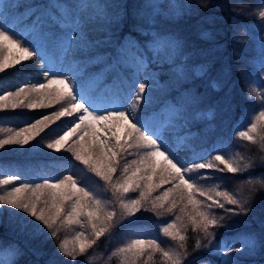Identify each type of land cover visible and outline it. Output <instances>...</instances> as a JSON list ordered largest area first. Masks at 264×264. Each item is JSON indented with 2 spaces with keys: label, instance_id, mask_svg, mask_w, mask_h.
Instances as JSON below:
<instances>
[{
  "label": "snow or ice",
  "instance_id": "snow-or-ice-1",
  "mask_svg": "<svg viewBox=\"0 0 264 264\" xmlns=\"http://www.w3.org/2000/svg\"><path fill=\"white\" fill-rule=\"evenodd\" d=\"M159 7L153 0H143L136 5L129 22L127 6L121 4L48 0L44 5L25 8L21 4L8 6L0 0V73L34 57H39L44 65V81L36 79L15 91H5L0 95V110L59 106V110L42 115L23 128L0 129L6 133L0 138V149L27 145L61 118H72L67 131L48 142L46 148L69 152L104 182L105 190H110L115 200L112 204L100 199L71 174L54 179L42 177V183H34L24 182L18 174L0 172V186L7 188L20 181L0 195V208L6 206L16 214L23 213L22 228L27 227L30 223L27 218L31 217L38 222L34 225L36 231L42 233L46 229L53 239L58 238L61 229L72 232L71 241L66 238L57 244L59 253L72 261L86 255L119 221L141 211H151L157 216L175 217L163 223L160 232L176 247L163 248L156 239H130L112 253L120 264H155L157 254L160 264H185L189 230L196 234L195 250L203 248L219 255V264H240L233 253L255 255L264 248V233L242 232L230 240L223 235L217 240V230L230 232L236 223L233 218L246 216L252 210V198L240 197L210 182L222 179L216 173H243L253 167L252 161L238 153L229 156L226 151L229 146L223 141L211 150H198L192 143L197 134L190 130L184 135L177 132L176 144L170 147L164 138L165 131L190 129L197 115L196 112L188 115L182 104L170 106L163 120L139 114L149 85L147 80L141 82L137 91L134 77L147 74L145 55L154 54L157 59L163 55L176 63L184 54L182 43L171 35L156 31L150 37L145 36L150 40L148 45L136 38V33L156 28ZM184 7L170 5V17L182 13ZM84 9L90 10L86 20L81 19ZM6 14L13 27L7 26ZM258 16L264 22V6ZM87 23L95 26L94 37L87 35ZM202 35L208 37L210 33ZM56 53L59 70H54ZM90 67L98 71L90 72ZM128 68L134 72L127 91H113L106 83L107 76L111 75L117 84L123 83L129 79L125 72ZM210 70L209 64L200 65L201 76H208ZM260 71L264 73V42ZM182 78L184 72L180 71L177 79ZM208 86L219 90L221 79L209 77ZM259 88L258 85L249 94L259 110L251 116L246 128L235 130V135L250 144L259 143L264 151V90ZM133 94L135 100L129 111L126 104ZM198 114L204 116L206 112ZM178 152L185 153L186 158L181 159ZM130 156L133 158L128 159ZM248 182L251 183V178ZM164 185L168 187L162 189ZM160 189L159 195H153ZM133 193L138 195L133 198ZM217 209L223 214L218 215ZM19 254V249H14V255Z\"/></svg>",
  "mask_w": 264,
  "mask_h": 264
},
{
  "label": "trees",
  "instance_id": "trees-1",
  "mask_svg": "<svg viewBox=\"0 0 264 264\" xmlns=\"http://www.w3.org/2000/svg\"><path fill=\"white\" fill-rule=\"evenodd\" d=\"M15 1L7 0V5H15ZM18 1L25 8L48 2V0ZM175 1L179 0H153L160 5L157 9L160 15L156 28L148 33L138 32L136 38L145 45L150 43L145 36L150 37L156 31L177 38L184 47V54L176 63L170 60L160 64L153 61L154 54L145 55L148 73L160 82L180 71L189 73L192 77L167 91L159 90L154 93L152 99L146 103L142 102L139 114L167 118L170 106L182 104L188 115H192L193 112L197 115L192 120L190 129L178 127L175 132L164 133V138L170 147L176 144L177 132L179 135H184L190 130L197 134L192 143L198 150H211L214 145L223 141L229 146L226 151H235L246 160H251L253 163L251 169L237 174L216 173L215 175L222 179L210 182L220 184L223 190L231 191L240 197L252 198V210L246 216L234 217L236 223L230 232L226 233L224 229L217 230V240L221 239L222 235L223 238L230 240L237 233L242 232L264 233V228H261V222H264V159H262L264 151L260 149L259 143L250 144L235 135V130L246 128L251 116L259 110L254 97L252 100L249 99L251 90L258 85L260 86L258 90H264V78L259 76L258 71L261 51H256V41L260 40L264 30V22L258 16L264 0H187L188 8H183L182 13L170 17L169 13L172 9L169 6ZM62 2L126 5L130 22L134 17L136 5L143 0H62ZM84 12L81 19L86 20L90 10L84 9ZM56 30L58 31L59 28L57 27ZM85 30L90 38L96 35V28L91 23L85 25ZM205 32L210 35L204 37L202 33ZM57 55L58 53L55 54V58ZM202 64L210 65L208 76L200 75ZM40 68V58L34 57L0 73V95L40 79L38 74ZM129 70L132 69L125 70L128 78H130ZM88 71L95 72L98 69L90 67ZM209 77L221 79L222 86L219 90L208 86ZM106 83L113 88V91L123 89L126 92L130 82L129 79H125L123 83L117 84L109 75ZM134 100L135 94L127 101L129 111L132 110L131 105ZM56 110H59L58 105H53L51 108L0 110V129L23 128L27 123L34 122L42 115H48ZM202 112H206V115L198 114ZM71 120L72 118L64 117L51 124L40 136L24 145L23 150L17 145L0 149V172L18 174L24 182L34 183H42V177L54 179L71 174L80 182H92L97 186L105 187L103 181L86 168L83 169L82 164L74 160L69 152L65 150L57 152L46 148L45 145L54 140L67 123L71 124ZM4 135L5 132H0V138ZM177 155L182 159L186 158L183 152H178ZM132 158L128 157V159ZM249 178L251 183L248 182ZM19 183L20 181L14 182V185H9L7 188L0 186V195L8 188L18 186ZM167 187L168 185H164L162 189ZM105 201L115 204L110 190L107 191ZM216 212L218 215L223 214L220 209ZM23 217V213L16 214L15 210L6 206L0 208V249L11 250L10 264H120V259L112 253L119 245L130 239H156L163 248L176 247L171 239L160 232L163 223L170 222L175 217L167 214L157 216L153 212L141 211L139 215L119 221L111 233L101 237L86 255L78 256L72 261L62 256L57 248L59 240L65 239L70 231L61 229L58 238L53 239L46 229L42 233L37 232L34 225L38 222L32 221L31 217L27 218V221H30L27 227L22 228ZM195 239L196 234L189 230L185 264H204L205 261L219 264V255L211 254L203 248L195 250ZM16 248L20 252L18 256L14 255ZM233 255L238 257L240 264H264V248L259 249L253 256L236 253ZM154 261L155 264H160L158 254L154 256Z\"/></svg>",
  "mask_w": 264,
  "mask_h": 264
},
{
  "label": "rangeland",
  "instance_id": "rangeland-1",
  "mask_svg": "<svg viewBox=\"0 0 264 264\" xmlns=\"http://www.w3.org/2000/svg\"><path fill=\"white\" fill-rule=\"evenodd\" d=\"M4 3H5V5H7V0H4ZM14 3H16V4H21L18 0H16ZM262 3H263L262 6H264V2H262ZM172 4L183 5V6H185L184 8H188V6H189V2H188L187 0H179V1H177V2L175 1V2H173ZM21 5H23V4H21ZM8 6H10V5H8ZM262 6H261V7H262ZM169 7H170V6H169ZM183 10H184V9H183ZM12 11L15 13V8H13ZM84 14H85V12L83 11L82 15H84ZM4 19L9 20V23H8L7 26H9V27H13V26H14L13 23H12V21H11V19L7 16V14H6V16L4 17ZM20 30H21L20 28H16V31H20ZM85 31H86V30H85ZM86 33H87V31H86ZM69 35L74 37V33H72V32H70ZM263 36H264V30H263V33H262V35H261L260 40H259L258 42L256 41V45H257V46H256V51L258 50V52L261 51V43L264 42V38H263ZM58 57H59V53H58V55L56 56V58H58ZM56 58H55V59H56ZM153 61H156L158 64H160V63H162L163 61L169 62L170 60L165 59V58L162 57V56H161L160 58L157 59V58H155V56H154ZM56 62H57V68L54 69V70H59L60 65H59V63H58V59H56ZM147 64H148V63H147ZM43 67H44V66L41 64V68H40V70H39V72H38V74H39V76H40V79H39V80H40L41 82L44 81L43 71H42ZM258 67H259V69H258V71H259V76H260L261 78H264V73H262V72L260 71V64H258ZM148 69H149V68H148ZM133 72H134V69L129 70L128 75H129L130 78H133ZM191 77H192L191 74H189V73H184V78H182V79H180V80L178 81V79H177V74H176V75H174V76H172V77H170V78H168V79H165L164 81H161V82H160L157 78H153V77H151V76L149 75L148 71H147V74H145V73H141V74H139V76H136V77H134V78L137 80V83H136V89H137V91H138V84L141 83V82H146V80H147V83H148L149 87H148V90H147V92H146V94H145V100L143 101L144 103H146V102H148L150 99H152V98L154 97V93H156L157 91H159V90L167 91V90L171 89L172 87L177 86V85H178L179 83H181L182 81L190 79ZM130 78H129V82H130ZM35 80H36V79H35ZM35 80H34V81H35ZM58 87H59V86H58ZM127 105H128V104H126V107H127L128 110H129V106H127ZM157 118H158V120L166 119L165 116H158ZM70 126H71V124H70V123H67V125H65L64 128H62V130H61L57 135H63L64 132L67 131L68 127H70ZM171 131H173V130L169 129V130H166L165 133H167V132H171ZM57 135H56V138H57ZM56 138H55V139H56ZM17 147H19L20 150H23V146L17 145ZM227 154H228L229 156H235V155L237 154V152L232 151V150H228V151H227ZM180 158H181V157H180ZM157 159L162 160V158H160V157H158ZM181 159H182V158H181ZM82 168L85 169L84 165H82ZM80 183H82V184H81L82 186H86L87 188H89L90 190H92L94 193H96L97 196H98L100 199H102V200H105V199H106L107 191L105 190V187H104V186H102V187H101V186H97L96 183H92V182H90V183H83V182H80ZM161 190H162V189L158 190V191H157L156 193H154L153 195H159ZM131 196L134 198L135 196H137V194H136V193H133V194H131ZM149 212H151V211H149ZM139 213H140V212H139ZM139 213H137V214L139 215ZM143 214H144V213H143ZM72 235H73V233L71 232L69 235H67V236L65 237V239L67 238L69 241H71ZM127 242H128V241H127ZM125 243H126V242H125ZM123 244H124V243H123ZM123 244L119 245V247L122 246ZM11 258H12V252H11V250L0 249V261H2L3 264H10V263H11Z\"/></svg>",
  "mask_w": 264,
  "mask_h": 264
}]
</instances>
